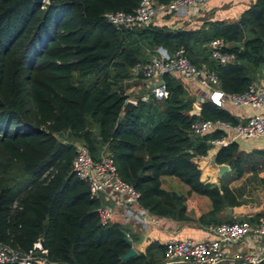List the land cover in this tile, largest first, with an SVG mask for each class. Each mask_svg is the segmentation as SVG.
Segmentation results:
<instances>
[{
	"label": "trees",
	"instance_id": "obj_1",
	"mask_svg": "<svg viewBox=\"0 0 264 264\" xmlns=\"http://www.w3.org/2000/svg\"><path fill=\"white\" fill-rule=\"evenodd\" d=\"M137 3L0 0V243L11 249L56 264L162 263L164 246L157 241L122 257L131 246L126 229L113 217L99 223V199L71 171L75 141L92 158L106 150L119 177L137 190L138 204L154 216L188 219L186 194L161 186L162 176H173L187 193L208 198L210 209L198 218L202 224L239 220L215 218L238 201L224 185L203 184L193 161L211 147L208 139L223 131L195 135L190 123L220 119L235 124L223 105L204 99L198 114H191L194 99L186 85L163 73L164 98L138 95L132 108L121 113V107L131 68L158 45L181 47L190 63L216 76L222 91L244 90L264 69V0H254L235 19L207 21L198 28L113 25L103 16L132 12ZM216 38L234 59L217 63L209 57L208 43ZM253 154L249 168L264 167V150ZM214 162L228 164L236 176L246 167L235 141L219 146ZM261 190L264 199V177Z\"/></svg>",
	"mask_w": 264,
	"mask_h": 264
},
{
	"label": "built area",
	"instance_id": "obj_2",
	"mask_svg": "<svg viewBox=\"0 0 264 264\" xmlns=\"http://www.w3.org/2000/svg\"><path fill=\"white\" fill-rule=\"evenodd\" d=\"M209 0H170L166 4H154L153 0H138L132 12L110 11L103 14L105 20L113 25L133 26L147 25L160 12H169L174 18H183L192 6H202ZM221 39H212L208 43L209 57L217 63H225L235 58L232 52L222 51ZM131 71L143 79H161L163 73L176 75L183 82L197 86V97L208 99L217 106L225 103L233 106H248L255 110L245 121L232 124L220 119H196L190 123V132L201 135L213 130H222L220 137L208 139L211 147H219L232 141L225 133L232 132L233 137H264V118L259 110L264 108V77L250 82L241 92H224L217 85L216 76L206 71L203 66L197 67L189 62L183 49L177 47L168 50L163 46H154L149 50L148 59L137 62ZM155 82V83H156ZM150 94L155 99L166 96L163 81L159 85L151 84ZM132 102L136 99L126 98ZM199 101L192 102L199 107ZM191 113V111H190ZM192 114V113H191ZM74 155L70 168L77 178L87 184L88 191L97 197L106 193L121 209L125 221L131 224H146L154 219L146 208L138 204V192L133 186L123 181L115 164L106 150H101L97 158H92L86 146L75 141ZM100 224L105 225L113 217V211L105 205L96 208ZM206 236L200 239L191 237L167 238L163 242L164 252L161 264H257L264 258V240L255 242L250 251L245 253H226L223 246H230L247 235L264 238V213L258 214L254 221L239 219L231 222H220L204 228ZM124 237L131 242L128 230ZM0 264H56L42 256L23 254L0 243Z\"/></svg>",
	"mask_w": 264,
	"mask_h": 264
},
{
	"label": "crops",
	"instance_id": "obj_3",
	"mask_svg": "<svg viewBox=\"0 0 264 264\" xmlns=\"http://www.w3.org/2000/svg\"><path fill=\"white\" fill-rule=\"evenodd\" d=\"M253 2L254 0H209L202 6L190 7L186 16L183 18H174L169 12H160L153 17L151 23L170 27L198 28L207 21L235 19ZM146 54L148 56L149 51L146 50ZM263 75L264 69L261 68L257 72L254 81L261 80ZM124 82L127 85L125 92L128 94V98L137 99L139 95L142 100H146L148 93H150L149 89L151 84H155L156 81L151 78H140L131 71L130 77ZM183 83L187 87L189 96L193 97V101H196V84L190 82ZM223 107L231 114L236 123L245 121L248 116L255 112V110L248 106H233L225 103ZM259 113L264 118V108L259 110ZM225 135L228 138L232 137L231 140L237 143L239 152L245 156L246 162L244 165L246 167L240 176H236L227 164V171L222 175H218L216 172L217 164L214 162V155L218 147H209L205 155L193 157V161L199 170V180L209 186L224 185L235 194L238 204L224 206L215 214L216 219L231 220L250 218L252 219L251 221H254L258 214L264 213V199L261 190V179L264 177V167L258 165L255 170H252L249 168V163L254 158V154L252 155L254 151L264 150V137L239 138L233 137L232 132L225 133ZM166 179H169L170 183L168 186L163 187V181ZM161 186L179 194H186L185 215L188 218L187 220L154 216L153 221L150 223L131 224V222L124 220L121 209L114 203L111 197L106 195V193H100L97 196L101 205L108 206L113 211V221L130 232L131 247L135 249V252H144L147 244L152 241L163 244L167 238L191 237L200 239L206 236L204 228L207 225L202 224L198 218L210 209L208 198L195 192L187 193L188 187L173 176H162ZM226 208H229L230 212H225ZM263 240L264 238L250 234L235 244L223 246V250L229 254L233 252L245 253L251 250L255 242H261Z\"/></svg>",
	"mask_w": 264,
	"mask_h": 264
},
{
	"label": "water",
	"instance_id": "obj_4",
	"mask_svg": "<svg viewBox=\"0 0 264 264\" xmlns=\"http://www.w3.org/2000/svg\"><path fill=\"white\" fill-rule=\"evenodd\" d=\"M31 1H32L33 3H35V4H38V5H42L43 3L47 2V0H31ZM161 83H162V80L159 79V80L155 83V85H159V84H161ZM196 99H197L199 102H202V101L204 100V99H203L202 97H200V96L197 97ZM134 105H135L134 102H132V101L129 100V99H126V100L124 101L122 107H121V113H123V112L129 110V109L132 108ZM190 111H191L192 114H198V112H199V107H196V106H193V105H192ZM227 169H228V166H227L226 163H219V164L216 165V172H217L218 175H222L224 172L227 171ZM225 212H230L229 208H226V209H225ZM126 242H127L129 245H131L130 240H127V239H126ZM40 246H41V248H43V244H42V242H40ZM135 253H136V252H135V249H134L133 247L130 246V248L127 250V252H126L125 254L122 255V257H128V256L133 255V254H135Z\"/></svg>",
	"mask_w": 264,
	"mask_h": 264
},
{
	"label": "rangeland",
	"instance_id": "obj_5",
	"mask_svg": "<svg viewBox=\"0 0 264 264\" xmlns=\"http://www.w3.org/2000/svg\"><path fill=\"white\" fill-rule=\"evenodd\" d=\"M149 96L153 97L152 94L148 93V97H149ZM167 177H168V176H167ZM169 183H170L169 179L164 180V181H163V187L168 186Z\"/></svg>",
	"mask_w": 264,
	"mask_h": 264
}]
</instances>
